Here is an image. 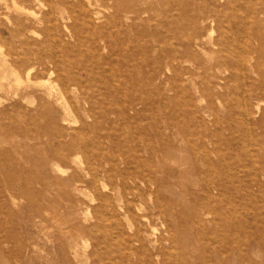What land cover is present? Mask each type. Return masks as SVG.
<instances>
[{
    "label": "rangeland",
    "instance_id": "1",
    "mask_svg": "<svg viewBox=\"0 0 264 264\" xmlns=\"http://www.w3.org/2000/svg\"><path fill=\"white\" fill-rule=\"evenodd\" d=\"M0 264H264V0H0Z\"/></svg>",
    "mask_w": 264,
    "mask_h": 264
},
{
    "label": "bare ground",
    "instance_id": "2",
    "mask_svg": "<svg viewBox=\"0 0 264 264\" xmlns=\"http://www.w3.org/2000/svg\"><path fill=\"white\" fill-rule=\"evenodd\" d=\"M30 14V13H29ZM52 58L49 56V58H48V62L50 63H52V60H51ZM6 64V63H5ZM46 62H41V61H38V63H37V66L38 65H41L43 68H44V70L45 69H47V70H49L50 68H48V67H46ZM51 65V64H50ZM35 68L34 67H32V68H29V69H27V71H26V75L28 76V75H30V73L34 70ZM243 71V70H242ZM13 74H14V72H13ZM49 74H50V72H49ZM50 92H51V90H50ZM60 92V91H59ZM58 92V93H59ZM49 94V93H48ZM63 96V95H62ZM71 141V140H70ZM73 161V160H72ZM125 175H123V174H119L118 175V177L115 179V180H113L112 181V184L114 185V184H116V182L118 183V184H121V185H124V180H125ZM133 179V181H135V183H136V180H134V178H132ZM137 187V185L135 186V188ZM118 188V187H117ZM135 196L136 197H138V196H140L141 198H143V195L141 194V193H136V194H134V193H132L130 190L129 191H127L126 192V190H124L123 192H121V194H120V197H119V199H120V201H125V203H128V202H131V203H135L134 202V200H135ZM105 204H104V202H99L95 207H94V222H93V225H95V226H101L102 225V223H103V221L104 220H106V214H105V212H104V208H103V206H104ZM94 206V205H93ZM122 208H124L123 206H121ZM101 208H102V210H101ZM136 209H137V207H136ZM109 211H112V215H115V216H117V214H118V212L116 211V209L114 208V206H111L110 207V209H108ZM126 212H127V210H126ZM153 215V214H152ZM151 213H147L146 214V216H148L149 218H151ZM144 216V215H143ZM148 224H150V222L148 223ZM140 237V233H138L137 234V230H135L134 231V233H133V236L136 238V239H138V236ZM159 251L161 252V248L159 249ZM159 262L160 263H163L164 261H163V259H159Z\"/></svg>",
    "mask_w": 264,
    "mask_h": 264
}]
</instances>
